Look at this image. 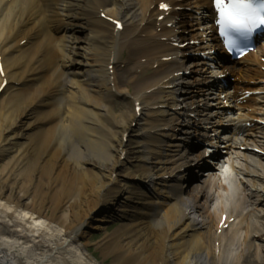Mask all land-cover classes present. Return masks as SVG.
Wrapping results in <instances>:
<instances>
[{"label":"bare ground","instance_id":"bare-ground-1","mask_svg":"<svg viewBox=\"0 0 264 264\" xmlns=\"http://www.w3.org/2000/svg\"><path fill=\"white\" fill-rule=\"evenodd\" d=\"M158 1L0 4V264H96L83 252L85 236L109 219L115 227L94 244L109 264H264V195L252 191L264 187L260 158L234 151L242 156L235 163L249 169L229 165L241 180L228 187L218 170L205 169L181 189L202 160L201 150L185 151L193 140L186 131L206 120L215 98L199 93L193 73H173L181 67L162 60L171 45L160 36L203 34L208 26L193 25L183 11L169 27L156 25ZM76 24L87 25L83 37L71 34ZM35 30L37 38L15 47ZM262 57L264 48L244 67L258 85L239 86L263 95L248 101L251 113L233 114L234 125L264 120ZM255 125L258 136L246 141L264 149ZM229 192L246 198L250 219L217 232Z\"/></svg>","mask_w":264,"mask_h":264},{"label":"snow or ice","instance_id":"snow-or-ice-1","mask_svg":"<svg viewBox=\"0 0 264 264\" xmlns=\"http://www.w3.org/2000/svg\"><path fill=\"white\" fill-rule=\"evenodd\" d=\"M215 11L216 30L223 38L225 48L235 49L242 54V49L229 36L231 31L251 36L258 28L264 26V0L260 4L254 0H211ZM166 9L167 5L161 4Z\"/></svg>","mask_w":264,"mask_h":264},{"label":"rangeland","instance_id":"rangeland-1","mask_svg":"<svg viewBox=\"0 0 264 264\" xmlns=\"http://www.w3.org/2000/svg\"><path fill=\"white\" fill-rule=\"evenodd\" d=\"M126 54V53H125ZM119 107H125V104H122L121 101H116ZM117 220L115 219H109V221L104 222V225L102 226L103 229L106 230H112V228L115 227ZM103 229H98V228H88V231L86 233V240H87V245L84 246L83 252L96 263V264H109L108 260H103L99 250L96 249L95 247V242L99 240L101 237V234L103 232ZM76 244H79L77 242Z\"/></svg>","mask_w":264,"mask_h":264}]
</instances>
